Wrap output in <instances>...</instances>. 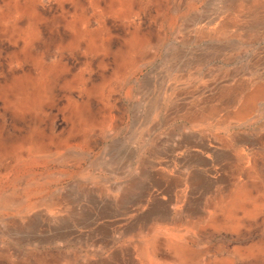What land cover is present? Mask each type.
<instances>
[{"label":"rangeland","instance_id":"rangeland-1","mask_svg":"<svg viewBox=\"0 0 264 264\" xmlns=\"http://www.w3.org/2000/svg\"><path fill=\"white\" fill-rule=\"evenodd\" d=\"M228 86L221 106L264 137V0H0V202L40 197V142L71 123L107 107L196 108ZM255 195L221 227L207 218L194 264H264Z\"/></svg>","mask_w":264,"mask_h":264},{"label":"crops","instance_id":"crops-1","mask_svg":"<svg viewBox=\"0 0 264 264\" xmlns=\"http://www.w3.org/2000/svg\"><path fill=\"white\" fill-rule=\"evenodd\" d=\"M233 89L196 108L107 107L40 142V197L0 202V264H194L210 215L221 227L253 193L264 209V137L221 106Z\"/></svg>","mask_w":264,"mask_h":264}]
</instances>
